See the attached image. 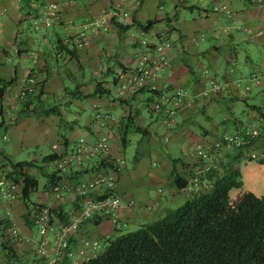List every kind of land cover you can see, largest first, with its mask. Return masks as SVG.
I'll return each mask as SVG.
<instances>
[{"label": "crops", "instance_id": "obj_1", "mask_svg": "<svg viewBox=\"0 0 264 264\" xmlns=\"http://www.w3.org/2000/svg\"><path fill=\"white\" fill-rule=\"evenodd\" d=\"M166 1L126 0L121 7L116 8L111 2L117 3V0H42L45 5L48 3L61 5V20L58 21L61 24L52 27L53 31L43 30L41 36H35L33 30L25 26L26 23H31L30 17L34 15V10H26L25 3L18 0H0V87L2 80L10 82L15 79V83L7 89L3 115L0 114V166L5 163V157L14 163L22 162L16 161L15 158L25 149L36 146L35 138L39 137L40 143L50 145L53 151L61 139L65 141L67 139V143H72L82 137L80 133H83L82 135H85L83 137L87 139L109 135L113 156L126 157V150L130 144L129 137L137 132L133 128L127 130L126 148H121L119 136L122 137V130L125 132L127 129H125L127 118L125 119L124 116L130 113L135 125L147 132V135H143L142 151L148 155L155 154L160 159L153 164L156 166L155 171L148 175L147 184L154 189L162 185L169 191L158 188L162 193L158 192L156 197L151 198L148 192L144 195L143 189L147 187L140 183L138 164L132 170L124 169L117 189L118 195L122 198V219L127 222L128 227H134L137 231L157 222L167 212L183 205L180 203L188 201L190 197L184 193V189L175 186L173 173L175 171L189 182L199 172L202 166L200 161L195 155L193 158L185 157L182 160L171 158L170 161H162L159 150L162 148L161 145L166 146L172 138L178 142L185 134L190 139H197L195 144L192 143L195 149L196 145L213 141L227 132V128L219 134L217 130L211 132L203 127L197 134L187 131V126L195 124L200 113H208L210 110L208 108L215 104L220 109H232L236 108L240 99H244L247 103L241 102L248 108H250L248 105L257 106L264 113V81L260 80V77L264 78V66L256 69L250 54L243 65L247 68L252 82L262 87L255 94L256 97H252L253 89L246 84L247 78L238 69L239 59L235 47L250 43L264 47V4H257L255 0H238L237 3L236 0H208L209 6L205 8L203 5L206 0H175L173 14H164ZM31 6L39 7L34 3ZM188 12L191 13L190 21ZM103 15L106 16V20L108 18L107 21L94 22ZM224 17L226 24L220 25ZM112 19L123 26H133L127 31H121L111 22ZM155 19L162 20L159 24L165 25L167 29L151 34V41L141 39L154 29L145 33L136 23L143 25ZM80 32L87 36L84 46L70 51L67 37ZM163 33H167L173 48L169 53L170 66L160 73L157 82L161 90L169 96L175 89H184L189 94L188 100L179 110L175 123L170 126L163 123L161 116L151 112L149 106L151 94L147 91L135 96H119L121 80L137 66L140 57L146 52L143 42L156 44L153 40L154 36L159 38ZM47 35L52 38H47ZM193 36H203L204 40L199 39L198 42L193 43L190 40ZM59 41H63L62 50L57 48ZM57 50L62 54L56 55ZM151 54L154 55L153 49ZM30 75L38 77L44 92L41 102L37 104L35 114L41 113L42 118L55 116L58 121L55 122V132L52 137L48 138L43 134L28 135L21 136L16 142L17 138L13 134L25 111L18 96ZM211 81L215 84L214 89L211 87ZM99 82L104 89L111 91V95L87 98L85 95L94 94ZM204 89L208 91L206 97L202 94ZM75 92L79 94L76 95ZM82 94L83 97L80 96ZM257 98L261 99L263 106L258 105ZM44 103L47 104V108L43 107ZM63 105H66L68 113L77 116L69 120L68 113L62 108ZM96 105L100 106L101 112L113 115L118 120V127H102L96 120ZM88 106H90L87 112L89 115H86L88 118L82 123L79 116L82 117ZM51 107H57L61 117L54 114L46 117L44 113ZM32 109L33 107H30L29 112L33 111ZM253 112V118L259 124L261 116L259 112L254 110ZM147 117L151 120L150 123ZM213 117L207 116L208 120H213ZM229 120L233 122V130L236 131L241 121L232 116L220 123H225L227 127ZM64 128L68 133L61 131ZM5 136L8 139H5ZM5 142L9 143V150L12 151L10 154L4 149ZM55 152L60 153L57 149ZM174 160L177 161L175 165ZM241 169L245 180L244 186L235 191L237 197L231 199L235 201L239 195L250 192L249 190L257 193L258 197L263 196L264 186L261 191L257 189L260 181L264 183V165L255 161L243 162ZM248 170L249 183L252 187L246 186ZM256 174L260 176V181L255 182ZM252 180L254 181L251 182ZM129 201H136V209L126 208ZM20 202V200L13 202L1 200L0 209L6 214L3 218L19 225L20 234L28 241L20 244L26 253L33 246L34 228L25 220L28 209L23 212V220L14 218L15 213L18 214L17 210L20 209L17 205ZM22 207L25 209L21 205ZM119 232L110 222H90L75 235L71 244L73 249L77 250L83 239L105 241L108 238L111 241ZM64 262L71 264L70 259H65Z\"/></svg>", "mask_w": 264, "mask_h": 264}, {"label": "built area", "instance_id": "obj_2", "mask_svg": "<svg viewBox=\"0 0 264 264\" xmlns=\"http://www.w3.org/2000/svg\"><path fill=\"white\" fill-rule=\"evenodd\" d=\"M22 2L23 0H18ZM257 4H264V0H255ZM121 4H117V8ZM34 15L30 17L34 31L49 30L53 24L61 20L62 7L59 3H48L36 7ZM87 36L81 33L74 43L82 48ZM159 44H150L144 41L146 52L140 57L137 66L126 75L119 84V96L137 95L142 91L151 94V110L161 116L163 123L170 126L175 123L180 108L189 98L184 89H175L169 96L163 92L158 84L160 73L170 66L169 53L172 50V41L167 33L160 36ZM204 40L203 36H193L191 42ZM154 50V55L151 54ZM206 72V71H205ZM214 89V82L211 81ZM201 86V85H199ZM39 79L30 75L19 93V99L25 100L28 95L34 94L39 88ZM204 97L208 91L203 90ZM96 107V120L102 127H113L117 119L109 114L101 113ZM259 125L240 127L234 133H225L213 141L200 143L195 147V156L202 163L197 172L184 189L189 196L203 192L209 184L202 177L212 167L213 157L223 151L242 148L261 138ZM5 139H8L6 136ZM57 148V147H55ZM60 158L55 164L52 175L53 182L47 196L57 204L59 213H52V208L42 204L35 207L33 204L26 214L29 222L38 228L39 240L36 243V255L40 264H62L70 259L71 264H83L96 258L106 247L105 241L83 239L80 247L74 250L72 239L84 225L93 221L110 222L116 230L123 231L127 222L122 219V198L117 189L123 170L126 168L124 157L118 158L112 154L111 137L109 135L96 136L93 139L80 137L58 154ZM105 161V164L101 163ZM22 196V184L7 178L6 174L0 178V199L4 201H19ZM66 204V208H62ZM134 210L135 201H129L126 208ZM152 208V207H149ZM9 234L19 241H27L22 237L15 224L9 229ZM28 242V241H27Z\"/></svg>", "mask_w": 264, "mask_h": 264}, {"label": "trees", "instance_id": "obj_3", "mask_svg": "<svg viewBox=\"0 0 264 264\" xmlns=\"http://www.w3.org/2000/svg\"><path fill=\"white\" fill-rule=\"evenodd\" d=\"M23 1L28 2V0ZM111 3L115 5L114 2ZM111 22L115 23L121 31H127L133 26H123L116 23L114 19ZM160 22L162 20L155 19L143 25L137 23L136 25L143 32L149 33ZM62 47L63 41H59L57 48L62 50ZM74 48L80 49L76 46ZM14 83L15 79L10 82L1 81V115L5 107L7 89ZM39 86L34 94L28 95L25 100L20 99L25 107L24 113L29 112L30 107H33L34 113L36 112L37 104L44 96L41 82ZM75 93L79 94V92ZM105 95H111V91L104 89L99 82L95 93L85 96L90 98ZM149 100L151 102V98ZM240 100L247 103L244 99ZM121 102L125 103V101ZM149 106L151 109V103ZM248 106L259 112L261 116L262 135L260 139L240 149L223 151L213 157L212 167L202 175L209 184L207 189L193 195L180 207L167 212L157 222L109 241L96 258L83 264H264V196L258 197L252 192H243L235 201L230 196L232 190L242 189L244 186L241 164L245 160L255 161L247 159L248 154L257 149L260 144L264 146V113L261 112L260 107ZM52 114L61 117L57 107H51L44 113L46 117ZM126 121L125 129H127L125 132L122 130L123 148L127 147L128 129L133 128L137 133L147 135L146 130L135 125L131 114L128 115ZM238 125L240 128L241 124L238 123ZM239 128L236 131H239ZM68 146L66 141L64 147ZM231 151L234 152L230 154ZM59 158L57 153H52L45 156L42 161L45 164L54 163ZM4 161L5 163L0 166V170H3L0 177L6 174L7 178L22 184L20 200L28 209L32 195L39 191L40 185L39 180L32 174L35 165L29 161L14 163L7 157ZM176 162V160L173 161L174 165ZM258 163L264 165V159ZM101 164L104 165L105 161ZM4 170L7 171L4 172ZM45 177L48 179L47 189L50 190L54 176L51 173H45ZM173 177L177 188L183 190L188 187V181L177 175L175 171ZM42 204L34 203L33 205L38 207ZM49 207L52 208V213L61 215L59 213L61 208ZM25 220L30 223L27 214ZM93 222L98 223L99 221ZM10 226L8 219L0 217L1 249L7 263L13 264L18 261V257L12 242L14 239L9 234ZM63 262L62 264H65Z\"/></svg>", "mask_w": 264, "mask_h": 264}, {"label": "rangeland", "instance_id": "obj_4", "mask_svg": "<svg viewBox=\"0 0 264 264\" xmlns=\"http://www.w3.org/2000/svg\"><path fill=\"white\" fill-rule=\"evenodd\" d=\"M125 1L126 0H117V3H115L116 8H117V4L118 3H119V5L120 4L122 5V3H124ZM208 2L209 1L206 0L205 4L203 5L205 8H208V6H209ZM237 2H238V0H236L235 3H237ZM24 3H25V7L24 8H26V10H34V12L39 11V9L38 8H33L31 6L32 3L37 4L40 7L45 5V3L42 2V0H28V2H24L23 1V4ZM174 3H175V0H167L166 1L165 10L163 11L164 14L165 13L173 14V12H174ZM190 17H191V13L188 12V20L189 21H190V19H189ZM101 20H103V21L106 20V16L103 15L101 17V19L95 20L94 22L99 23ZM107 20H108V18H107ZM124 21H127V19H124ZM60 24L61 23L56 22V23L53 24L52 27H55L56 25L59 26ZM224 24H226V17L223 18V20H222L220 25H224ZM25 26L27 28H31L33 30V32L31 31V29H30V31L35 36L36 35L37 36H41V33L43 32V29L39 30V31H36V30L34 31V29L32 28L33 26L29 22L26 23ZM153 29H154V31H151L149 34H145V36H143L141 39L145 38L148 41H151L150 40V38L152 36L151 34H153L156 31L160 32V31L166 30L167 27L165 25H162V24H157ZM50 31H53V29H51ZM80 34H81V32L77 33V34L70 35V36L67 37L66 41L68 42V44H70L71 41H72L71 43H74L75 42L74 40ZM46 37L47 38H52V36L50 37L48 35ZM153 40H154V42L156 44L160 43V39L155 37V36H154ZM223 41H225L224 38H223ZM69 47H70V51L76 50L74 48L75 46L73 44H72V46L69 45ZM235 47L237 48L238 59H239V61H238V69L247 78V80L245 81L246 84L253 89L252 97H256L255 94L257 92H259L262 89V87L257 86L256 82H254V83L252 82L247 68H244L243 65H245V60H246L247 56L250 54V56H251L250 58L252 59L253 66L256 69L260 68V66L261 67L264 66V47H261L259 45L253 44V43H250L249 45L245 44V45H242V46L241 45L240 46L237 45ZM60 54H62L61 51L60 52L59 51L56 52V55H60ZM56 57H58V56H56ZM239 76H241V75H239ZM260 78H261L260 80L264 81V78H262V77H260ZM131 96H134V95H131ZM84 102L86 103V101H84ZM256 102L258 103V105L263 106L262 103H261L262 101H261L260 98H257ZM43 107L47 108L48 106H47L46 103H44ZM89 107L90 106H88L86 108V112L83 113L82 117L79 116L81 118L80 122L84 123L85 122V118H88V116H86V115H89V113H87V112H89ZM96 107H98L97 110H99L101 112L100 106L96 105L95 106V110H96ZM62 108L65 109L64 111L66 113H68V110L66 109V105H63ZM76 108L77 107H75V109ZM208 110H209L208 113L207 112L205 113V112H203V110H201L203 113L199 114L200 117H198V119L195 122V124L187 126V129H188L187 131H190V132H193L194 134H197V133L201 132V130H202L201 127H203V128H207L211 132L214 131V130L215 131L217 130V131H219V134H221V132H223L227 128V132H225V133H228V134L234 133L236 131L233 130L234 127L232 126L233 122L231 120H229L227 122L229 124V126L227 125V127L225 126V123L224 124L220 123L223 120L224 121L228 120L232 116H234L236 119L241 121L240 122V124H241L240 127H245V126L247 127V126H250V125H259V126L261 125L260 123L257 124V120L253 118V116H254L253 110L248 108L241 101L237 103L236 108H232V109L222 108V109H220L215 104L212 107H209ZM37 112L39 113L40 111H37ZM101 113H103V112H101ZM104 114H109V113L105 112ZM68 115H69V117H68L69 120H72V119H74L77 116V115H71L70 113H68ZM109 115H111V114H109ZM129 115H130V113H129ZM212 115H214V117ZM127 116H124V118L126 119ZM207 116L213 117L212 118L213 120H208ZM146 119H147L148 123L151 122V120L148 117ZM259 120H261V119H259ZM56 121H58V119L55 116H51L49 118H44V117L42 118L41 113H39V115H36L33 111L26 112V113H24V116H22L21 122L19 123V126H18L16 132L13 134V136L15 138H17L16 142L18 140H20L21 136L26 137L28 135H36L37 136V135H42L43 134L45 137L50 138V137H52V135L55 132V122ZM0 122H1V117H0ZM197 122H200V123H197ZM121 123L122 122L120 121V124ZM124 123H125V121H124ZM117 124H118V120H117L116 124L113 127H116ZM61 131L63 133H68L66 128H64ZM3 133H4V131L1 132V134H3ZM80 134H81L82 137L85 136V135H82L83 133H80ZM164 134H166V133L164 132ZM120 137L121 136H119L120 144H122V139H120ZM129 138H130V144L128 145L127 150H126V154H125L126 157H124L125 160H126V168L129 169V170H132V169L136 168V165L138 164L137 171L141 175L140 178H139L140 183L146 185V187H147V188L143 189L142 193L144 195H146V193L148 192V193H150L151 198H154V197H156V195L159 192L158 188H162V189H164L166 191H169L168 188L163 187L162 185H160V186H158L157 188L154 189V188L150 187V184L149 185L147 184V183H149L148 175L155 171V167L156 166H154L153 164L155 162H159L160 159H159V156H156L155 154L154 155L153 154L148 155V154H145L142 151L141 144H142V142L144 140L143 134H141V133H132ZM35 140L37 142L36 146L29 147L28 149H25L24 151L21 152L20 155H18L15 158L16 161H22V162L23 161H29V162L34 163V165H35V169H33L32 174L39 180L40 185H39V191L32 195V198H31L32 202L30 201V203H29L30 206L29 207H31L32 203L33 204L34 203H36V204L46 203L49 206L57 207V204L54 201H52V198L47 196V193H48V189H47L48 179H47V177H45V173H47V174L52 173V171L54 170L55 164H52V163L45 164V162H43L42 160H43V158L46 155L50 154L51 152L52 153H56L55 152L56 149H57V151L62 152L63 151V146L65 145V142L67 141V139H66V141L64 139H61L56 144L57 148H54L53 151L51 150L50 145H47L46 143H43V142L40 143L39 137L35 138ZM73 142L74 141H72V143H68V144L71 146V145H73ZM194 142H197V139L196 138L190 139V137H188L187 134L182 136L181 139L178 142H177V140L172 138V140L169 143H167L166 146L161 145L162 148L159 150V152H160V156L162 157V161L163 160L170 161L171 158H173V159H181V160L184 159L185 157L193 158L194 155H195V151H194L195 149H193L194 147L192 146V143H194ZM121 148H122V146H121ZM4 149L8 152V154H10L12 152V151L9 150V143L8 142L4 143ZM233 152L231 151L230 154H232ZM222 158H223V156H222ZM249 158L250 159H254L255 162H257V163H258V161L264 159V146H261V144H260V146H258L257 149L251 151L248 154V158L247 159H249ZM244 162H247V160H245ZM241 167H242V164H241ZM1 171H3V170H0V173H1ZM6 171L7 170H4V172H6ZM246 172H247V174H246V176H247V181H246L247 185L246 186L252 187V185L249 183V170L246 171ZM255 177H256L255 182L261 180V178H260V176L258 174H256ZM244 181L245 180L243 178V182ZM253 181L254 180H252L251 182H253ZM258 185L259 186H258L257 190L261 191L263 186H264V183H262L260 181L258 183ZM235 191H238V189L232 190V192L230 194L231 197H234V198L237 197V193ZM249 191L253 192L251 190H249ZM159 193H162V192H159ZM184 193H186V195L189 196V194L186 191ZM253 193L255 195H257V193H255V192H253ZM258 194H259V192H258ZM262 195L264 196V194H262ZM189 197H191V196H189ZM1 200L2 199H0V201ZM20 201H21L20 203H17V205L20 206V209L17 210L18 214L15 213L14 218L19 219V220H23V217H24L23 212H24V210L26 211L27 208H26L24 202H22V200H20ZM180 204H184V203H180ZM21 205L24 206L25 209L23 207L21 208ZM66 207H67L66 204H64V206L62 208H66ZM177 207H175V208H177ZM5 215H6L5 212L0 209V217L3 218V217H5ZM10 223L15 224L16 228L19 230V228H18L19 225L17 226L16 222H10ZM33 228H34V230H33V242H32L33 246H32V248H30V250L28 252L26 251V253H25V250H22V246L20 245V244H22L23 241H19L18 239L14 238L12 236V238L14 239L13 240V246H14L15 250L17 251V257H18V259H17L18 261L17 262L15 261L13 264H40V262L36 258L37 257V255H36V253H37V251H36L37 250L36 249V243L39 240V232H38V228L37 227L33 226ZM135 230H136V228L127 226L123 231H120L118 233L117 237H119V236H121L123 234L134 232ZM117 237L115 236L114 239H116ZM1 241H2V238L0 236V264H8L7 260H6V257L4 255V252L1 249ZM104 248H105V246H104ZM26 254L29 256V258H27Z\"/></svg>", "mask_w": 264, "mask_h": 264}]
</instances>
